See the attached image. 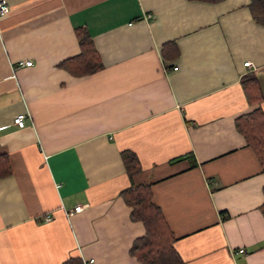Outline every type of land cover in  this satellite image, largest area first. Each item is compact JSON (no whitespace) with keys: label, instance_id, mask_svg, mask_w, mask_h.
Here are the masks:
<instances>
[{"label":"crops","instance_id":"1","mask_svg":"<svg viewBox=\"0 0 264 264\" xmlns=\"http://www.w3.org/2000/svg\"><path fill=\"white\" fill-rule=\"evenodd\" d=\"M4 1L0 264H140L122 151L137 156L132 181L150 184L184 264H264V171L235 126L264 114V26L250 0ZM78 27L102 62L80 77L58 66L78 54Z\"/></svg>","mask_w":264,"mask_h":264},{"label":"trees","instance_id":"2","mask_svg":"<svg viewBox=\"0 0 264 264\" xmlns=\"http://www.w3.org/2000/svg\"><path fill=\"white\" fill-rule=\"evenodd\" d=\"M215 3L220 0H197ZM249 9L254 20L264 26V0H250ZM75 35L79 45L78 54L59 63V67L70 75L80 77L92 74L102 68V62L86 28L78 27ZM173 50L177 49L173 43ZM167 45H164L166 47ZM250 78H244L242 83ZM252 92L246 88V97L249 103H256ZM253 99V100H252ZM237 131L244 137L252 148L261 171H264V114L260 108L236 119ZM121 159L130 184L120 192L125 204L130 208L131 221L141 222L144 228L143 235L135 238L129 248V254L140 264H184L183 259L174 247L176 240L168 226L162 210L152 201L150 184L133 183L132 179L140 171L137 156L130 151H122ZM10 164L6 156L0 155V178L9 175ZM263 203L260 211L264 216V187L262 189ZM63 264H83L77 257L66 260Z\"/></svg>","mask_w":264,"mask_h":264},{"label":"built area","instance_id":"3","mask_svg":"<svg viewBox=\"0 0 264 264\" xmlns=\"http://www.w3.org/2000/svg\"><path fill=\"white\" fill-rule=\"evenodd\" d=\"M8 11H9L8 4L4 0H0V16L5 15ZM24 65L25 66H31V62H25ZM243 66L250 67L251 63L249 61H245V62H243ZM175 69H176V67L173 68V70H175ZM24 119H25V114H23V113L17 114L14 117V123L18 127H23L24 126ZM81 208H82V206H79V205L78 206H74L73 210L66 211L65 215L66 216H70L74 212H79L81 210ZM50 219H51L50 215H46L44 217L45 221H48ZM239 252L243 253L244 251H243V249H240ZM92 262H93V260L90 259L88 261H84V264H91Z\"/></svg>","mask_w":264,"mask_h":264}]
</instances>
